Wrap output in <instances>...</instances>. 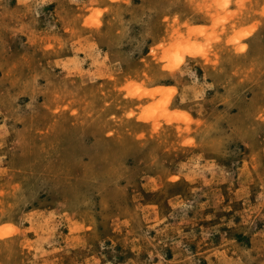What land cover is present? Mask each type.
<instances>
[{
  "label": "clouds",
  "instance_id": "1",
  "mask_svg": "<svg viewBox=\"0 0 264 264\" xmlns=\"http://www.w3.org/2000/svg\"><path fill=\"white\" fill-rule=\"evenodd\" d=\"M258 35L264 0H0V264H264ZM53 112L98 135L13 169Z\"/></svg>",
  "mask_w": 264,
  "mask_h": 264
},
{
  "label": "rangeland",
  "instance_id": "2",
  "mask_svg": "<svg viewBox=\"0 0 264 264\" xmlns=\"http://www.w3.org/2000/svg\"><path fill=\"white\" fill-rule=\"evenodd\" d=\"M254 51L259 53L264 50V36H257L253 45ZM23 50L18 46H13L12 58L22 55ZM247 63V62H244ZM261 81H264V76L259 72L256 78L246 83L248 91L242 90L241 100L248 96L251 91L256 90ZM98 83H103L99 81ZM100 106V105H98ZM58 113H44L37 115L29 121L28 131L21 135L26 137L25 154L21 156L17 153L15 156H9L10 166L15 170H23L24 172L31 171L37 175L40 173H48L57 168L70 167L71 157L78 152H83L86 138L98 135V129L93 127L83 129L76 126L72 120L66 115L59 117ZM43 148H48V151H43ZM73 176L79 175V170H72ZM22 173L17 171L16 179L21 178ZM65 235H67V230Z\"/></svg>",
  "mask_w": 264,
  "mask_h": 264
}]
</instances>
